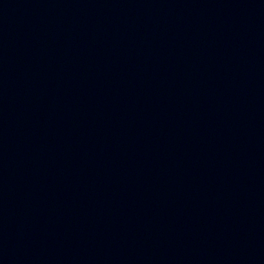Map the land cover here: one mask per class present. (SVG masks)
Instances as JSON below:
<instances>
[{"label": "water", "instance_id": "1", "mask_svg": "<svg viewBox=\"0 0 264 264\" xmlns=\"http://www.w3.org/2000/svg\"><path fill=\"white\" fill-rule=\"evenodd\" d=\"M0 264H264V0H0Z\"/></svg>", "mask_w": 264, "mask_h": 264}]
</instances>
